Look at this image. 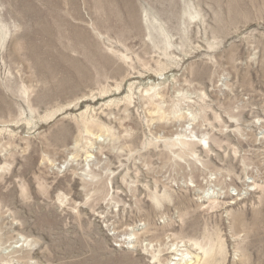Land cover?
Returning a JSON list of instances; mask_svg holds the SVG:
<instances>
[{"label": "rangeland", "instance_id": "rangeland-1", "mask_svg": "<svg viewBox=\"0 0 264 264\" xmlns=\"http://www.w3.org/2000/svg\"><path fill=\"white\" fill-rule=\"evenodd\" d=\"M260 252L264 0H0V264Z\"/></svg>", "mask_w": 264, "mask_h": 264}, {"label": "bare ground", "instance_id": "bare-ground-1", "mask_svg": "<svg viewBox=\"0 0 264 264\" xmlns=\"http://www.w3.org/2000/svg\"><path fill=\"white\" fill-rule=\"evenodd\" d=\"M187 122V121H186ZM191 123V122H190ZM224 184V183H223ZM216 202V201H215ZM234 202V201H233ZM257 258H260L261 260H263V261H261V263L263 262L264 263V252H260V254H258V257ZM248 260V259H247ZM244 263V262H243ZM260 264V263H259Z\"/></svg>", "mask_w": 264, "mask_h": 264}]
</instances>
